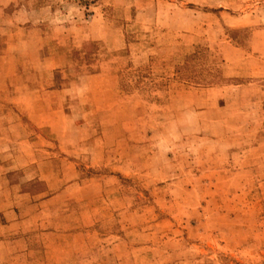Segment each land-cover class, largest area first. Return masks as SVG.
<instances>
[{"label":"rangeland","instance_id":"rangeland-1","mask_svg":"<svg viewBox=\"0 0 264 264\" xmlns=\"http://www.w3.org/2000/svg\"><path fill=\"white\" fill-rule=\"evenodd\" d=\"M53 1L24 76L0 59V239L20 215L34 264H264V0Z\"/></svg>","mask_w":264,"mask_h":264},{"label":"crops","instance_id":"crops-1","mask_svg":"<svg viewBox=\"0 0 264 264\" xmlns=\"http://www.w3.org/2000/svg\"><path fill=\"white\" fill-rule=\"evenodd\" d=\"M69 4H71L73 7L76 6L75 0L69 1ZM12 5L14 6L11 7ZM9 6L11 9H9ZM61 7L66 8L65 5ZM57 8L58 7L54 4L53 0H0V28H2V31L0 32V59L9 58L10 65L8 67V70L13 72L14 76H16L18 79L24 76L23 73L22 74L15 73V69L17 70V68H19L18 66H20V60L23 59L22 56L29 55L30 59L32 60L33 58L31 57V55L35 54L33 50L37 48V38L41 40H45L46 38L45 41H49V37H51L49 35V27L46 25V31H43L44 27L42 28L39 27L37 23L43 22L42 24H46L47 22H52L53 21L52 18H56L57 16ZM75 15L76 14H73L72 16L74 17ZM62 37H65V35L62 34ZM10 39L12 40L11 42L13 43V48L9 49L7 46L9 44H5V43H8ZM18 45L21 48H19ZM25 45L26 47H31L33 50H27ZM36 63L37 62L31 61L30 68L29 67L23 68L22 71L31 70L36 72L38 69H40V68L37 69V66L35 65ZM52 64L53 63H50L49 66H45L43 67V69L53 68ZM23 65L26 64H24L23 62ZM26 80L28 79L21 80L20 81L21 87L18 84L16 90L18 92H20L21 90L22 92V90L25 89V93L32 92V96L27 97L28 99L25 100L19 98L17 100L18 101L17 108L23 109L24 112L33 121L35 127L37 128L41 126L37 122V114L48 115L50 114L49 112L51 110H48L46 112L45 111L46 109H44L37 112V81L35 79L32 80L29 79L28 81ZM92 93L95 94V92ZM45 125H53V121L50 122L45 121ZM47 131L53 132V129ZM32 165L35 167V174L31 177H37V160H33ZM28 194L34 199H37V195L40 193H37L36 191L30 193L28 192ZM46 195L47 194H45L44 196ZM35 208H37V206ZM5 213L9 214V211H5ZM20 217L21 216L19 215L18 216L19 229H17V236H18L17 239H14L13 241L4 239L6 237L0 239V245H4L5 243V247L9 249L8 253L10 252V244L15 243V245H17L18 247L16 253L14 250L12 255L7 253L4 255L2 254L0 256V264H34L26 260V259L33 260V258H27L26 248L28 245H32L31 243L37 245V240L27 243L26 230L22 228L24 219L21 218L20 220ZM5 226L7 227L10 226V223H8L7 225L5 224ZM32 229H37V218L35 219V227ZM15 245H13V247H15ZM42 245L43 247L50 246V244H45V243ZM35 262H36L35 264H51L52 262H56L58 264L57 258H52V257H45L42 261L38 263L36 258Z\"/></svg>","mask_w":264,"mask_h":264}]
</instances>
